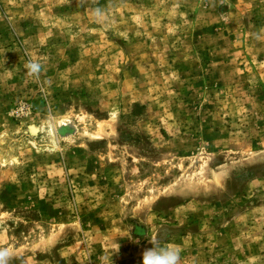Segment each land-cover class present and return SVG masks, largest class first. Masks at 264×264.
<instances>
[{
	"label": "rangeland",
	"instance_id": "374dc122",
	"mask_svg": "<svg viewBox=\"0 0 264 264\" xmlns=\"http://www.w3.org/2000/svg\"><path fill=\"white\" fill-rule=\"evenodd\" d=\"M157 237L264 264V0H0L8 264H142Z\"/></svg>",
	"mask_w": 264,
	"mask_h": 264
},
{
	"label": "clouds",
	"instance_id": "9594fccd",
	"mask_svg": "<svg viewBox=\"0 0 264 264\" xmlns=\"http://www.w3.org/2000/svg\"><path fill=\"white\" fill-rule=\"evenodd\" d=\"M94 14L99 17L103 13L100 9H96ZM29 70V75H37L39 73L40 64L30 62L26 65ZM151 247L144 249L142 253V264H181L180 252L174 247H163L162 240L157 237L155 240L150 239ZM119 245L113 251L118 252ZM103 257L105 264H113L112 255ZM11 252L7 248H0V264H8Z\"/></svg>",
	"mask_w": 264,
	"mask_h": 264
}]
</instances>
